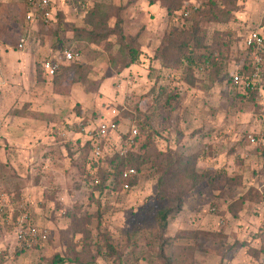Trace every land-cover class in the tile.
I'll use <instances>...</instances> for the list:
<instances>
[{
	"label": "rangeland",
	"instance_id": "obj_1",
	"mask_svg": "<svg viewBox=\"0 0 264 264\" xmlns=\"http://www.w3.org/2000/svg\"><path fill=\"white\" fill-rule=\"evenodd\" d=\"M180 2L166 16L144 0H49L50 19L28 24L32 48L19 53L13 83L0 90V191L43 236L22 250L5 215L1 264H264V151L247 141L259 101L230 83L264 0ZM27 8L26 0H0L7 52L18 53ZM129 48L140 53L132 66ZM63 49L77 60L44 79L40 62ZM103 120L118 122V133L139 128L126 153L172 154L182 159L179 169L192 164L178 178L187 191L182 210L165 230L156 217L164 207L159 175L143 178L148 162L128 192L92 193L83 146ZM109 139L110 157L120 143Z\"/></svg>",
	"mask_w": 264,
	"mask_h": 264
},
{
	"label": "built area",
	"instance_id": "obj_2",
	"mask_svg": "<svg viewBox=\"0 0 264 264\" xmlns=\"http://www.w3.org/2000/svg\"><path fill=\"white\" fill-rule=\"evenodd\" d=\"M27 13L25 16V22L27 24L37 23L38 19L47 21L51 17V8L49 0H26ZM196 10V8H194ZM190 11L184 12L183 16L187 17ZM264 37L257 30H251L247 33L243 46L244 50H249V70L246 74H240L235 71L230 76L231 85L238 91L241 92H253L256 94L257 100L259 101L260 109L258 111L257 120L258 128L256 131L247 135V141L254 148H264V59L263 54ZM25 45V38H21L17 45L19 50L23 49ZM77 60V56L68 49H63L58 52L53 58L42 60L40 68L46 77L53 79L62 66L65 64L74 63ZM118 126L112 120H103L97 123L96 127L89 130L87 135V141H91V151L89 158L91 160H97L102 155L101 141L108 140L116 134ZM130 135L123 141H121L117 155L122 157L127 150H131L136 147L135 138L137 137V128L135 126L130 127ZM138 173L134 169H127L123 174L122 178L127 180L129 178H137ZM98 180L94 178V184H97ZM132 188L128 184L122 185V191L128 192ZM24 208L15 205L12 206V201L9 196L5 193L0 192V219L5 215H9L10 219H13L12 224L15 240L24 251L30 250L35 244L39 242L41 235L40 231L31 224L29 217L24 215ZM259 221H260V232L264 233V194L262 197L261 204L259 206ZM14 216V218H12ZM42 234H45L44 232ZM1 257V250H0Z\"/></svg>",
	"mask_w": 264,
	"mask_h": 264
},
{
	"label": "trees",
	"instance_id": "obj_3",
	"mask_svg": "<svg viewBox=\"0 0 264 264\" xmlns=\"http://www.w3.org/2000/svg\"><path fill=\"white\" fill-rule=\"evenodd\" d=\"M144 1L147 3L149 7L156 5L159 8L165 10L166 16L171 15L173 12L174 13L178 12L180 8L179 4H181L180 2L181 0H144ZM48 9H50V7ZM181 15L183 16V14ZM259 27L264 28V14L261 19V25ZM118 33L120 34V31H118ZM263 51H264V44H263ZM193 52H194L193 49L189 48L187 45L182 48L183 58L187 64L192 63L193 54H194ZM244 52H245L244 64L242 67H238L236 69V71H238L240 74H246L249 70V60L247 54L249 50H244ZM139 57H140L139 51L133 48H129L128 66L137 64L139 61ZM262 57L264 59V52L262 54ZM240 94H244L252 98L256 96V94L253 92H241ZM259 109H260V105H259ZM115 123L118 126V130H119V123L118 122ZM95 127L89 130L94 129ZM136 128L138 135L135 138V143L137 145L138 139L141 136V132L138 127ZM141 129L144 130L143 126H141ZM118 130L115 136L118 138L119 143L125 140L131 134L130 129H128L127 132L125 133H118ZM109 142L110 139H108L107 141L103 140L100 142L101 143L100 145L103 150L101 157H99L97 160H91L89 158V154H90L89 151H91L92 149L91 141H87L86 144L83 146V149H86L88 152V155L85 158V169H84L85 179L89 180L92 193L98 192L101 194L106 190L115 191L117 189L123 192L122 191L123 184H128L131 188L134 187L137 184V180L135 178H129L127 180H124L122 178V174L127 169H134L137 172H139L140 167L148 162L150 167L147 171L149 172L151 171V173H148L147 175L143 176V178L144 177L150 178L153 177L155 174L159 175L157 179L156 197L161 202L164 203V207L157 212L156 217H157V222L159 223L162 230H165L168 220L172 216L179 214L182 210L184 196L187 191L183 189V186L182 187L180 186L179 184L180 182L178 181V178L186 174L188 170L186 168L188 167L191 168L192 164L187 163L185 169H179L181 166L182 159L181 157H177L175 159L173 157L174 155L172 154L159 155L154 153L151 156L149 155L140 156L134 154L132 151H128L122 157H119L117 153H114L109 157L107 155L112 151V148L110 147L111 144H109ZM141 148H144V146H142ZM108 149L110 150L109 153H107ZM260 150L264 151V148ZM105 153H107V155H105ZM190 174H192L196 178L198 177V175L195 172H191ZM94 178L98 180L97 184H94ZM5 194L8 195L7 193ZM262 197L263 194H261L259 197V206L261 204ZM2 257H3V251H1L0 264ZM64 262L65 261L63 259L57 258L53 261V264H63Z\"/></svg>",
	"mask_w": 264,
	"mask_h": 264
},
{
	"label": "crops",
	"instance_id": "obj_4",
	"mask_svg": "<svg viewBox=\"0 0 264 264\" xmlns=\"http://www.w3.org/2000/svg\"><path fill=\"white\" fill-rule=\"evenodd\" d=\"M156 7V5L148 7V8H153ZM29 26L28 24L25 22L24 20V24H23V33L20 36L19 40L21 38H25V45L23 47V49L18 50L17 52H7V50L5 48H0V90H6L7 86H9V80H11V83H13V76L11 74L12 69H17V67H19V53H26V52H30L29 49L32 48L31 45H29V30H28ZM261 33V35L264 37V28H256V29H252V30H257ZM19 40L17 41V45L19 43ZM33 51V50H32ZM58 54L55 53L54 56H56ZM54 56H52L51 58H53ZM44 59H48V58H44ZM42 59V60H44ZM42 62V61H41ZM40 62V63H41ZM41 69V68H40ZM42 71V70H41ZM10 75L12 76V78L10 79ZM42 75L44 77V79L49 80L48 77L45 76V74L42 72ZM0 250L2 251L3 249L0 247Z\"/></svg>",
	"mask_w": 264,
	"mask_h": 264
}]
</instances>
